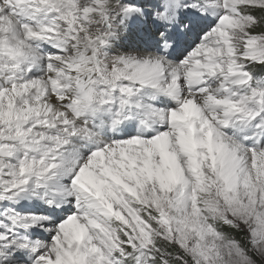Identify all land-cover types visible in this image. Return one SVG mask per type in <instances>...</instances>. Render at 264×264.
<instances>
[{"label":"snow or ice","instance_id":"obj_1","mask_svg":"<svg viewBox=\"0 0 264 264\" xmlns=\"http://www.w3.org/2000/svg\"><path fill=\"white\" fill-rule=\"evenodd\" d=\"M0 264H264V0H0Z\"/></svg>","mask_w":264,"mask_h":264}]
</instances>
